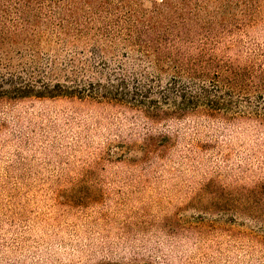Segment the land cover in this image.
Returning a JSON list of instances; mask_svg holds the SVG:
<instances>
[{"label":"rangeland","instance_id":"1","mask_svg":"<svg viewBox=\"0 0 264 264\" xmlns=\"http://www.w3.org/2000/svg\"><path fill=\"white\" fill-rule=\"evenodd\" d=\"M230 29L222 45H236L242 58L249 45H264V22ZM41 34L28 45L0 31V62L34 71L59 53L87 57L95 68L84 80L107 84L116 77L98 71L123 61L131 85L134 70L145 69L164 95L185 87L180 79L167 91L174 73L118 36L57 45L53 33ZM147 135L166 136L169 150L143 158ZM0 264H264V126L202 112L153 124L130 103L91 97L0 101Z\"/></svg>","mask_w":264,"mask_h":264},{"label":"trees","instance_id":"2","mask_svg":"<svg viewBox=\"0 0 264 264\" xmlns=\"http://www.w3.org/2000/svg\"><path fill=\"white\" fill-rule=\"evenodd\" d=\"M134 1L0 0V31L8 28L18 32L26 36L28 45H32L30 36L38 31L43 36L46 31L53 33L60 41L57 45H86L91 41L107 45L118 36L120 42L150 59L156 69L174 73L167 91H174L179 80H185L177 96L155 89L157 81L146 75L145 69L134 70L131 85L123 61L118 63L120 70L106 63L107 67L98 71L107 79L116 77L113 81H85V75L95 68L91 60L68 57L62 61L59 53V59L46 70L0 62V101L91 97L130 103L153 124L202 112L210 118H247L264 126V45H249L245 58L233 52L236 45H222L234 22L244 30L264 22V0H152L151 7ZM234 6L238 12L231 15ZM108 52L102 49L96 55L103 58ZM60 75L66 83L47 81ZM166 138L145 136L143 158L169 150Z\"/></svg>","mask_w":264,"mask_h":264}]
</instances>
